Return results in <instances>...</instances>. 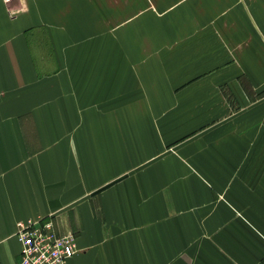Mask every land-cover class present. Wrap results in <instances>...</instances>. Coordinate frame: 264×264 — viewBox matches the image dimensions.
<instances>
[{"label": "crops", "instance_id": "0c3cea01", "mask_svg": "<svg viewBox=\"0 0 264 264\" xmlns=\"http://www.w3.org/2000/svg\"><path fill=\"white\" fill-rule=\"evenodd\" d=\"M152 9L0 1V264L40 221L73 235L65 264L264 260L225 207L264 176V0Z\"/></svg>", "mask_w": 264, "mask_h": 264}, {"label": "built area", "instance_id": "2783aa9c", "mask_svg": "<svg viewBox=\"0 0 264 264\" xmlns=\"http://www.w3.org/2000/svg\"><path fill=\"white\" fill-rule=\"evenodd\" d=\"M0 1L7 5L17 0ZM15 238L20 246L16 264H65L76 252L73 235L57 236L47 221L28 225L17 223Z\"/></svg>", "mask_w": 264, "mask_h": 264}, {"label": "rangeland", "instance_id": "374dc122", "mask_svg": "<svg viewBox=\"0 0 264 264\" xmlns=\"http://www.w3.org/2000/svg\"><path fill=\"white\" fill-rule=\"evenodd\" d=\"M143 1L145 2L146 9H148L147 12L150 13L153 18L154 17L157 18L156 13L152 11L154 10L152 9L153 3L156 0H143ZM182 3L184 2H181V4ZM160 12L162 17H165V15H167V14H163L162 11ZM155 40L161 41V40H165V38L155 37ZM244 179H251L253 180V182L251 183V185H244L242 191H238L236 199L234 200V202L238 205V208L241 210V212L239 210L232 208L227 202L225 207L230 209L232 216H235L237 219L243 222L242 223L243 225L237 226L238 228L236 229V231L238 232L244 230L250 231L251 233L261 237L264 242V223H259V224L245 223L243 217L245 216L244 210H251L252 212L260 213L262 215L261 219L264 220V176L244 177ZM255 181H259V182L255 183ZM256 184H259V186L257 187ZM220 194H224V193L213 192V197L215 198V200L222 201V196ZM235 195L236 194H234V196ZM222 203H225L224 200L222 201ZM251 206L253 208H251ZM225 226L226 225H223L221 227L223 228ZM243 227H245L246 229ZM261 260L262 259H260L257 264H259Z\"/></svg>", "mask_w": 264, "mask_h": 264}]
</instances>
